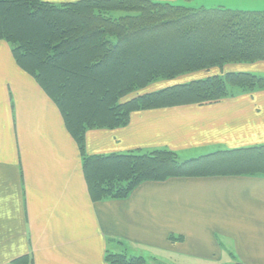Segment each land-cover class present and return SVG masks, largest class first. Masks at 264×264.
Wrapping results in <instances>:
<instances>
[{
  "label": "crops",
  "instance_id": "1",
  "mask_svg": "<svg viewBox=\"0 0 264 264\" xmlns=\"http://www.w3.org/2000/svg\"><path fill=\"white\" fill-rule=\"evenodd\" d=\"M186 1L264 9V0ZM240 65L247 69L232 72L264 77V62ZM229 90L217 101L141 109L126 125L88 129L85 153L166 149L187 160L264 145V87ZM107 252L147 264H264V174L174 176L96 199L60 108L0 40V264H109Z\"/></svg>",
  "mask_w": 264,
  "mask_h": 264
},
{
  "label": "trees",
  "instance_id": "2",
  "mask_svg": "<svg viewBox=\"0 0 264 264\" xmlns=\"http://www.w3.org/2000/svg\"><path fill=\"white\" fill-rule=\"evenodd\" d=\"M137 12L120 17L112 13ZM0 40L60 108L78 143L91 194L125 198L144 181L183 175L264 174V145L187 160L166 149L86 155V131L116 128L133 111L217 101L229 88L264 87L249 72L176 83L125 99L155 80L230 63L264 62V9L189 7L155 0H0ZM109 264H147L107 252ZM18 258L12 264H23Z\"/></svg>",
  "mask_w": 264,
  "mask_h": 264
},
{
  "label": "rangeland",
  "instance_id": "3",
  "mask_svg": "<svg viewBox=\"0 0 264 264\" xmlns=\"http://www.w3.org/2000/svg\"><path fill=\"white\" fill-rule=\"evenodd\" d=\"M177 4H183V5H186L189 7H193V8L200 7L198 3H194V2H190V1L187 2L186 0L179 1V2H177ZM136 13L135 12L119 11V12L112 13V16L113 17H120L123 15L136 14ZM230 64H231L230 66H228L229 65V63H228V64L223 65L221 68L220 67H212V68L202 70L199 73H194V74H190L193 72H188V73H185V74L180 75L178 77H175L174 79H171V80H164V79L159 80V81L155 80L151 83V85L147 86L146 88L136 90V91L132 92L131 94L127 95L125 97V99H129L131 97H136V96L141 95V94L148 92V91L159 90L161 88L172 85L174 83H182V82L186 83L187 81H193L194 79L197 80L196 78L200 77V76L201 77L203 76V78H206L207 76H210V75L223 76V75L228 74V73H235V72H232L234 70L241 71V70L247 69L245 66L240 65L243 63H230ZM232 64H234V65H232ZM195 72H198V71H195ZM253 74H255V73H253ZM232 87L237 88V89H246V88H243L242 86H232ZM121 253H126V252H121ZM127 255L132 256L130 254H127Z\"/></svg>",
  "mask_w": 264,
  "mask_h": 264
}]
</instances>
